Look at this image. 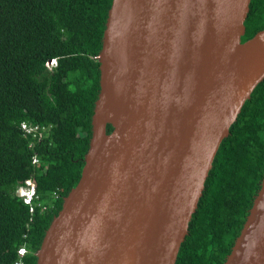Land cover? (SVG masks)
I'll list each match as a JSON object with an SVG mask.
<instances>
[{
    "label": "water",
    "instance_id": "water-1",
    "mask_svg": "<svg viewBox=\"0 0 264 264\" xmlns=\"http://www.w3.org/2000/svg\"><path fill=\"white\" fill-rule=\"evenodd\" d=\"M251 2L112 1L85 165L37 264H176L219 148L264 81V29L242 42ZM224 264H264V178Z\"/></svg>",
    "mask_w": 264,
    "mask_h": 264
},
{
    "label": "trees",
    "instance_id": "trees-1",
    "mask_svg": "<svg viewBox=\"0 0 264 264\" xmlns=\"http://www.w3.org/2000/svg\"><path fill=\"white\" fill-rule=\"evenodd\" d=\"M112 1L0 0V264H37L81 179ZM245 26L242 42L264 29V0H252ZM23 124L47 131L38 140ZM263 178L264 81L219 148L176 264H224ZM27 180L36 185L31 205L17 195Z\"/></svg>",
    "mask_w": 264,
    "mask_h": 264
},
{
    "label": "built area",
    "instance_id": "built-area-1",
    "mask_svg": "<svg viewBox=\"0 0 264 264\" xmlns=\"http://www.w3.org/2000/svg\"><path fill=\"white\" fill-rule=\"evenodd\" d=\"M54 61H51L49 63V66L53 64ZM23 130L26 134L32 135L34 138H37L38 140L43 138L44 131H47L46 127H40V126H33L28 124L22 125ZM38 159L34 158V163H37ZM36 193V185L33 180H27L24 185L18 187L17 195L23 199L24 203L27 205H31L32 199ZM26 250L24 248L20 249V255H25ZM15 264H20L19 262H16Z\"/></svg>",
    "mask_w": 264,
    "mask_h": 264
},
{
    "label": "clouds",
    "instance_id": "clouds-1",
    "mask_svg": "<svg viewBox=\"0 0 264 264\" xmlns=\"http://www.w3.org/2000/svg\"><path fill=\"white\" fill-rule=\"evenodd\" d=\"M52 61H54V62H53V64H52L51 66H53V65L56 63V61H55V60H52ZM17 191H18V189H17ZM35 196H36V193H35V195H34V197H33L32 201L35 199Z\"/></svg>",
    "mask_w": 264,
    "mask_h": 264
},
{
    "label": "bare ground",
    "instance_id": "bare-ground-1",
    "mask_svg": "<svg viewBox=\"0 0 264 264\" xmlns=\"http://www.w3.org/2000/svg\"><path fill=\"white\" fill-rule=\"evenodd\" d=\"M242 41H243V39H242Z\"/></svg>",
    "mask_w": 264,
    "mask_h": 264
}]
</instances>
